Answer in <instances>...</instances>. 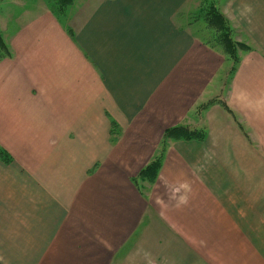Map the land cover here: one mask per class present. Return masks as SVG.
I'll use <instances>...</instances> for the list:
<instances>
[{"label": "crops", "instance_id": "0c3cea01", "mask_svg": "<svg viewBox=\"0 0 264 264\" xmlns=\"http://www.w3.org/2000/svg\"><path fill=\"white\" fill-rule=\"evenodd\" d=\"M87 1L76 37L32 0L1 30L0 142L26 151L0 161V264H264V0L225 8L251 46L226 83L177 20L190 0ZM180 123L204 140L139 179Z\"/></svg>", "mask_w": 264, "mask_h": 264}, {"label": "rangeland", "instance_id": "374dc122", "mask_svg": "<svg viewBox=\"0 0 264 264\" xmlns=\"http://www.w3.org/2000/svg\"><path fill=\"white\" fill-rule=\"evenodd\" d=\"M23 1H25L24 6L26 8H17L16 3H22ZM26 1L28 0H0V40L3 41V43L7 47V50L2 49V47L4 48V46L1 47L0 44V62L4 59L10 58L13 53L10 49V41L7 40L8 44H6L1 30L5 28V22H7V20H9V25L13 24V22H11L12 18H17L24 14L23 9H25L26 11L28 4ZM32 1V4L34 6L37 5V17L45 13L50 14L53 19L57 20V22L60 23L63 31L67 32L72 37L75 35V31H77L82 25H78V22L84 17V11L81 10V7L87 5L88 3L87 0V2H84V0H80L79 4L77 3V0ZM234 2L235 0H190L185 4H181L183 6L177 16V20L179 21L181 27H188L187 30L195 34V37L203 45L209 46L210 48L221 52L223 61H225L227 67L225 68V70L227 71V76L222 78L223 83H226V81L230 80L231 71H234V68H236L240 63L243 55H245L251 48L248 40L244 37V35L241 34V29L236 23H234L232 16H230L228 11H226L225 9L226 7H233L231 5H234ZM75 4H77L78 6L75 7ZM217 87H219L220 89L219 74H217L214 83L212 84V88L208 92L217 90ZM207 94L205 93L203 95V98L199 102H197V104L194 106L195 108L191 111V115L194 116V120H196V116H202L203 111L207 109L210 104L219 102L220 100V98L219 100H217V98L215 101L212 100L214 96L218 95V92H215V94H213L211 97H208ZM210 100H212V102ZM190 122L191 124L196 123L193 120ZM179 126L190 128L188 123H180L170 128ZM170 128H167L165 132ZM190 129L196 131L201 130L198 128ZM202 130L205 132L203 128ZM122 133L123 129L121 128V126L116 121L111 120V122H109L108 133V142L110 146L114 148L117 144H121V140L123 138ZM163 137L159 143V149H157L153 160L157 159L160 156L162 150L164 149V144L167 146L168 144H172L174 142H180L172 140H165L166 142H164ZM204 138L198 141H203ZM24 151L26 150H24L22 147H18L13 149L12 153L0 142V161L7 165H10L14 161V159L21 160L23 157H25ZM6 157H9L11 159L6 162Z\"/></svg>", "mask_w": 264, "mask_h": 264}, {"label": "trees", "instance_id": "16d2710c", "mask_svg": "<svg viewBox=\"0 0 264 264\" xmlns=\"http://www.w3.org/2000/svg\"><path fill=\"white\" fill-rule=\"evenodd\" d=\"M212 23V22H211ZM230 41V39H229ZM1 47L2 49H6L7 47L3 43V41L0 40ZM205 132L203 130H191L190 128L187 127H173L168 129L163 137L164 142L165 140L169 141H198L202 140L204 138ZM166 145L164 144V147ZM164 154V149L162 150L160 156L157 159H154L149 163V165L141 172L139 175V179H149L150 181H154L155 178L157 177L159 168L161 166V158ZM4 158V157H3ZM8 162L11 158L6 157Z\"/></svg>", "mask_w": 264, "mask_h": 264}]
</instances>
